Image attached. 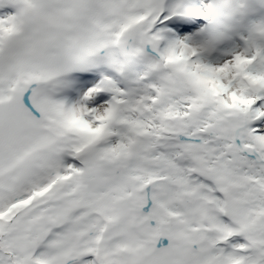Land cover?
<instances>
[{
    "label": "snow or ice",
    "instance_id": "snow-or-ice-1",
    "mask_svg": "<svg viewBox=\"0 0 264 264\" xmlns=\"http://www.w3.org/2000/svg\"><path fill=\"white\" fill-rule=\"evenodd\" d=\"M0 264H264V0H0Z\"/></svg>",
    "mask_w": 264,
    "mask_h": 264
}]
</instances>
